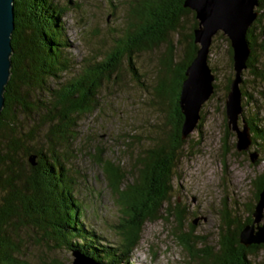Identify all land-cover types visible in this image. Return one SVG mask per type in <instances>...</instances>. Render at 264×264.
Wrapping results in <instances>:
<instances>
[{
  "label": "trees",
  "instance_id": "obj_1",
  "mask_svg": "<svg viewBox=\"0 0 264 264\" xmlns=\"http://www.w3.org/2000/svg\"><path fill=\"white\" fill-rule=\"evenodd\" d=\"M258 1V15L245 34L249 53L244 69L252 83L262 87L264 0ZM68 2L79 6L76 1ZM69 9V4L57 0H16L13 56L0 110V264H74L77 257L90 264H125L145 223L163 216L172 223L177 242L200 259L198 264H251L248 256L264 244L242 245L240 233L245 225H255L253 210L264 189V165L252 180L255 190L249 216L240 221L222 214L217 232L221 251L215 255L205 247L194 250L197 241L204 243L203 238L195 240L191 232L181 230L186 212L178 208L177 201L170 207L173 166L185 142L181 84L198 47L193 34L198 23L194 11L184 0H131L120 27L113 28L116 32L109 46L76 59L67 51L64 35L63 17ZM186 18L192 19V25L182 38L181 22ZM181 39L187 49L175 62L174 51ZM161 42H167L168 47L158 60L153 100L164 110L172 132L156 138L129 169L120 159L93 155L118 205L117 240L100 245V239L84 225L83 206L76 198L72 159L83 156L74 145L79 138L76 125L80 115L99 108V93L106 81L116 82L124 72L138 77L135 52L152 50ZM233 78L227 82L226 95ZM240 78V96L245 100L251 93L246 89L247 80ZM252 115L242 121L248 127L249 145H255V154L261 156L257 162H264V121L257 119L256 112ZM27 227L34 231L31 238L47 251L61 250L65 255L67 250L72 258L38 257L31 262L20 246L19 230Z\"/></svg>",
  "mask_w": 264,
  "mask_h": 264
},
{
  "label": "rangeland",
  "instance_id": "obj_2",
  "mask_svg": "<svg viewBox=\"0 0 264 264\" xmlns=\"http://www.w3.org/2000/svg\"><path fill=\"white\" fill-rule=\"evenodd\" d=\"M57 1L69 4L70 9L63 17L67 51L74 58L81 59L109 46L116 32L113 28L120 27L131 0H71L78 3L77 7L68 0ZM190 25L191 18L181 22L182 38L191 30ZM172 37L175 44L177 37ZM226 38L221 31L212 38L207 60L214 75V90L203 101L196 125L182 137L185 142L176 154L170 191V207L173 208V202L177 201L178 208L186 212L181 230L191 232L195 240H204V243L197 241L194 250L209 248L213 255L221 251L217 232L222 214L240 221L249 216L248 207L254 201L255 190L252 180L264 165L262 160L257 162L261 156L257 157V147L252 143L240 150L236 148V130L232 123L227 124L226 87L235 70L232 52L229 51L230 42ZM181 40L174 51L175 62L187 49L186 41ZM167 47V42H161L152 50L135 52L138 77L124 72L118 81H106L102 86L104 91L99 93V99H102L99 108L80 115L77 122L79 138L74 145L83 156L72 159V170L77 178L75 193L83 206L84 225L100 239V245L117 240L118 205L93 155L101 154L103 158L114 161L120 159L122 165L129 169L137 155L150 148L156 138L172 132L164 110L154 102L153 95L158 80V60ZM241 76L247 80L246 89L251 97L241 100L244 107L237 115L240 129L243 128L244 116L249 117L255 112L257 119L264 121V86H259L256 81L252 83L253 78L244 68ZM254 211L257 213L253 215L255 230L257 223L260 224L259 229L264 228V205L257 206ZM163 217L145 223L141 238L125 264L199 263L195 253L190 255L177 242L171 232L172 223ZM19 231L21 251L31 262L37 261L38 257L72 258L67 250L65 255L61 250L47 251L31 238L34 231L30 227ZM248 258L251 264H264V247L260 246Z\"/></svg>",
  "mask_w": 264,
  "mask_h": 264
},
{
  "label": "water",
  "instance_id": "obj_3",
  "mask_svg": "<svg viewBox=\"0 0 264 264\" xmlns=\"http://www.w3.org/2000/svg\"><path fill=\"white\" fill-rule=\"evenodd\" d=\"M258 0H184V5L190 7L198 20L193 30L194 41L198 43L195 56L185 69V77L181 84L179 105L184 116L182 123V137L196 125L200 117V107L213 92V73L208 63V52L213 36L221 31L227 36L232 48L234 78L225 101L227 124L232 123L236 130L238 150L246 148L250 143L249 131L246 123L240 129L237 125V115L241 112V92L238 87L241 71L246 66L249 48L245 34L248 26L258 15ZM16 0H0V110L3 107L5 84L10 75L12 53V31ZM256 156V155H255ZM31 162H33L31 160ZM259 205H264L262 192ZM255 207V209L257 208ZM255 214V211L253 212ZM245 225L240 233L242 245L264 243V228ZM259 229V230H258ZM261 229H263L261 231ZM85 261V260H84ZM74 264H90L82 259L74 258Z\"/></svg>",
  "mask_w": 264,
  "mask_h": 264
}]
</instances>
